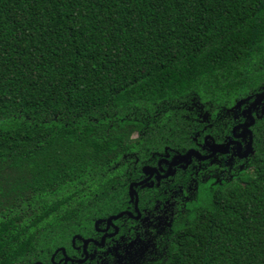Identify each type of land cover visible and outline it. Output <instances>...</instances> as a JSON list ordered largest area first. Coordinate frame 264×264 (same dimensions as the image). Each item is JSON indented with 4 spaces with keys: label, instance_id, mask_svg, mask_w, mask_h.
I'll return each mask as SVG.
<instances>
[{
    "label": "trees",
    "instance_id": "obj_1",
    "mask_svg": "<svg viewBox=\"0 0 264 264\" xmlns=\"http://www.w3.org/2000/svg\"><path fill=\"white\" fill-rule=\"evenodd\" d=\"M263 87L264 0H0V264L70 255L141 165L222 142ZM253 137L230 180L195 177L186 225L121 230L123 264H264V119Z\"/></svg>",
    "mask_w": 264,
    "mask_h": 264
},
{
    "label": "flooded vegetation",
    "instance_id": "obj_2",
    "mask_svg": "<svg viewBox=\"0 0 264 264\" xmlns=\"http://www.w3.org/2000/svg\"><path fill=\"white\" fill-rule=\"evenodd\" d=\"M263 91L264 87L259 93L239 99L234 103L233 107L239 109L237 112H233V124L229 128L230 134L224 135L222 142H215L212 136L206 134L202 137L201 143L195 142L197 149L189 148L181 154L176 153L172 156L165 153L164 156L158 157L153 165H141L138 178L127 184L129 194L125 209L96 218L91 227L87 229L93 230V235L87 237L79 234L73 235L70 241L73 252L68 255L64 248L56 249L49 258V264H123L120 257L122 249L125 247L129 250V245H131V249H134L139 244L131 242V237H126L121 230H128V233L133 230H176L178 226L186 225L188 219L185 218V214L189 215L192 212L194 194L198 191V186L195 183L198 175L202 176L209 168H212L218 171L217 179L230 180L231 176L237 174L240 165L254 153L253 127L256 120L264 119V96L260 102L251 105L249 109L253 123L247 129L251 136L245 130L246 127L241 124L249 121L246 110L255 101V96ZM242 100L244 102L236 106ZM248 141L250 142V152L246 153ZM225 144L229 145L221 149L220 146ZM190 149L198 152L201 157L212 156L199 159L197 155H191L189 161L173 163ZM136 162L137 160L133 165ZM170 163L171 165H169ZM144 167L154 169V171L148 170L150 173L144 174L142 171ZM178 170L182 172L191 170L189 181H186L183 186H170V183H173V175ZM146 178L148 179L145 180ZM143 180L145 182H142ZM130 185H132L136 197L130 194ZM138 190H141L142 193L151 190L153 194L148 195L147 201L140 205ZM201 196L202 204H206L207 196L204 194ZM134 199L136 204H134ZM119 214L121 216L115 217ZM59 250L61 254L56 257ZM33 264L43 263L36 261Z\"/></svg>",
    "mask_w": 264,
    "mask_h": 264
},
{
    "label": "water",
    "instance_id": "obj_3",
    "mask_svg": "<svg viewBox=\"0 0 264 264\" xmlns=\"http://www.w3.org/2000/svg\"><path fill=\"white\" fill-rule=\"evenodd\" d=\"M263 96H264V91H263L261 94L255 96V101H254L253 103H251V104L249 105V107L247 108V110H246V111L248 112L249 121H248V122H245V123H243V124H241V126H245V127H246L245 130L247 131V133H248L249 136H251V135H250V131L247 129V127H249V126L252 125V123H253V119H252V117H251V115H250V113H249L250 106L253 105V104H255V103L260 102L261 99L263 98ZM243 102H244V100L239 101V102L237 103L236 106L240 105V104L243 103ZM250 139H251V138H250ZM228 145H229V144H225L224 146H220V148H221V149H222L223 147L226 148ZM215 148H216V147H215ZM211 150H212V148H211ZM249 152H250V142L248 141V144H247V151H246V153H249ZM191 155H197L199 159H205V158H208V157L212 156V155H209V156H206V157H201V156L198 154V152H196V151L190 149V150H188L185 154H183L181 157H179V159H178L177 161H174L173 163L176 164V163H179V162H181V161H189L188 159L190 158ZM184 159H186V160H184ZM169 165H171V163H170ZM148 170H153V171H154V169H151V168H148V167H144V168L142 169V171H143L144 174H146V173L148 172ZM148 173H150V172H148ZM147 179H148V178H146L145 180H147ZM145 180H143L142 182H145ZM129 191H130V194H131L133 197H136V193H135V191L133 190L132 185L129 186ZM131 195H130V197H132ZM134 204H136V200H135V199H134ZM119 216H121V214H119L118 216H115V217H119Z\"/></svg>",
    "mask_w": 264,
    "mask_h": 264
},
{
    "label": "rangeland",
    "instance_id": "obj_4",
    "mask_svg": "<svg viewBox=\"0 0 264 264\" xmlns=\"http://www.w3.org/2000/svg\"><path fill=\"white\" fill-rule=\"evenodd\" d=\"M8 174H9V176H10V173H8L7 170H6V171L4 170V171H3V175H2V174L0 175V179L5 178V177L7 178ZM4 176H5V177H4ZM0 197H1V195H0ZM0 201H3V198H0Z\"/></svg>",
    "mask_w": 264,
    "mask_h": 264
}]
</instances>
